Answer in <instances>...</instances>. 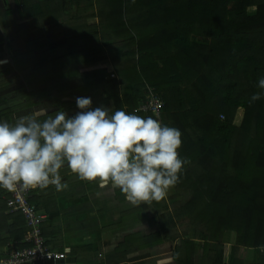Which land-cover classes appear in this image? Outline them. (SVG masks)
<instances>
[{"label": "trees", "instance_id": "1", "mask_svg": "<svg viewBox=\"0 0 264 264\" xmlns=\"http://www.w3.org/2000/svg\"><path fill=\"white\" fill-rule=\"evenodd\" d=\"M50 1L38 5L32 0H18L20 20L42 24L29 42L36 41L37 47L44 41L47 49L43 58L27 65L22 73L20 56L24 53L12 46L15 39L7 38V49L15 55L7 56L11 61L0 67V92L3 91L0 121L14 123L12 115L18 110L39 106L28 98L34 88L33 81L41 75L45 79L38 81L39 86L79 75L72 60L78 43L75 45L72 40L84 29L80 26L75 29L79 32H70V36L65 23L59 25L62 12L53 13ZM95 6L99 8L96 14L77 16L75 20L78 23L95 17L101 20L108 39H104L101 47L91 50V61L110 60L117 65L119 78L108 82L102 75L87 81L72 94L48 99L57 107L54 112L64 110L70 116L75 115L79 111L76 103L64 99L88 94L92 108L105 106L113 111L124 109L145 118H156L137 111L148 101L149 87L164 103L161 122L180 130L182 145L178 152L187 161L178 183L172 187V199L169 196V201L164 198L142 202L130 212L129 216L139 221L149 219L148 212H155L149 221L159 228L158 232L131 236L126 243L134 242L137 249L143 250L168 241L174 243L180 238L182 246L175 255L179 264H194L198 252H202L199 264L209 261L246 264L239 255L242 250L258 251L260 259L251 264H264V89L258 87L259 79L264 77V0L88 3V9ZM252 8L256 10L251 13ZM112 35L120 46L113 45L107 57L105 48ZM52 53L58 55L51 57ZM15 82H19L15 87L20 83L24 87L15 90L11 87L5 92ZM13 93L16 97L10 99ZM254 93H260L261 98L249 103ZM15 102L20 103L12 106ZM239 115L241 123L236 125ZM51 189L49 186L43 190ZM116 192L124 201L119 188ZM9 199L11 192L0 188V257L11 242L23 243L29 232L21 212L6 214ZM48 213L49 227L42 226V232L49 248L59 230L55 236H49L54 232L50 226L58 216L57 211ZM179 227L181 233H172ZM233 232L237 234V244L228 258L223 238ZM184 249L188 251L186 263L180 256Z\"/></svg>", "mask_w": 264, "mask_h": 264}, {"label": "clouds", "instance_id": "2", "mask_svg": "<svg viewBox=\"0 0 264 264\" xmlns=\"http://www.w3.org/2000/svg\"><path fill=\"white\" fill-rule=\"evenodd\" d=\"M258 87L264 89V77ZM260 98L254 93L249 103ZM76 105L72 116L41 108L14 123L0 121V188L62 191L68 184L60 170L67 167L82 181L119 188L132 205L164 199L187 163L178 152L180 130L152 116L92 108L90 97H77Z\"/></svg>", "mask_w": 264, "mask_h": 264}, {"label": "crops", "instance_id": "3", "mask_svg": "<svg viewBox=\"0 0 264 264\" xmlns=\"http://www.w3.org/2000/svg\"><path fill=\"white\" fill-rule=\"evenodd\" d=\"M32 1L38 5L48 3V0ZM91 1L97 0H75V2L74 0H51L49 4L52 5L53 13L62 12L63 17L58 22L59 25L65 23L70 36L72 35L70 34L71 31L76 32L75 29L82 26L84 31L81 30L76 36L88 40L93 33L90 35L87 31H94V27L101 26L99 18H90L87 22L82 21L81 23L75 19L80 13L82 14L80 17L83 18L92 13H97L96 6L88 9V3ZM9 3V0H4V5L7 8L11 4ZM75 12L76 14H74ZM95 20H98V23L92 25L91 23ZM94 32L96 33V31ZM104 36L105 39H108L105 30ZM12 76L15 77L16 75ZM60 172L63 180L67 182L68 188L62 191H57L54 186L51 190L33 189L31 202L37 207L39 213L46 217V222L42 225L45 229L49 227L48 212L57 211L58 219L50 226L54 227L51 228L54 229V232L49 236H55V232L58 230L59 234L52 238L53 246L49 248L55 252L66 254V259L61 264H179L175 255L182 246V239L180 238L176 239L174 243L168 241L162 245L143 250L137 249L134 242L126 243L127 238L131 236H149L158 232L159 228L152 226L149 221L155 217V212H148L149 219L136 220L135 216L130 217L129 215L141 204L132 205L126 199L122 201L117 195V188L111 186L101 188L98 184L92 186L89 184L90 182L80 180L67 167L62 168ZM182 231V227H179L172 233H181ZM195 241L196 244L200 242ZM236 244L237 234L235 232L224 236L223 245L228 252V258H230L231 250L236 247ZM260 252L263 256V251ZM180 254L186 263L188 259L187 249L182 250ZM239 255L243 256L246 264L254 263L260 259L258 251L254 250H242ZM201 256L202 252L196 254L194 264L200 263ZM207 264L215 263L209 261Z\"/></svg>", "mask_w": 264, "mask_h": 264}, {"label": "rangeland", "instance_id": "4", "mask_svg": "<svg viewBox=\"0 0 264 264\" xmlns=\"http://www.w3.org/2000/svg\"><path fill=\"white\" fill-rule=\"evenodd\" d=\"M9 2L11 4L9 3L10 5L7 8L4 5V0H0V61H6L5 63H0V67L1 66H7L9 64L10 57L8 59L7 56L15 55L14 51L13 50L8 51L7 46H6L7 45V41H6L7 38L9 40L15 39L16 41H13L14 44H12V46L15 49H18L21 53H24L20 56V62H21L20 71L22 73H24L25 69L28 68V66L31 65V63L33 61L38 62L41 58L44 57L45 50L47 49V45H46V43H44V41L43 42L41 41L39 43V46L36 47V45H35L36 41L29 42V40H33V38H34L33 34H36V32L38 31L35 29H37V27L40 28V26H42V24L37 25L33 21H31L30 23H27V24L22 22L20 20V15H19L20 5H18L19 4L18 0H14V1L9 0ZM74 2H75V0H74ZM68 5H70V4L68 3ZM8 10H10L11 14H8ZM255 10H256L255 8H252V9H250V12L252 13ZM95 12H96V10H95ZM74 14H76V12ZM81 15L82 14L80 13L79 16H81ZM97 23H98V20H95L91 24L95 25ZM94 31H96V33ZM94 31H91V30L87 31L90 35H91V33L94 34V37L92 34L91 38L88 40H85V38L81 39L80 36H79V38L77 36L73 37L74 39L72 40V42L75 45H76V43H78V46L76 45L77 52H75L74 58L72 59L75 61V62H73V66H74L73 69L77 70L79 72V75H76L75 77L71 78L70 80L69 79L57 80L56 82H54L52 84L45 85L44 83H42L40 86L37 84H38V81L40 83L45 79L44 74L41 75L39 78H36V80L33 81L35 86L32 84L31 87H34V88L32 90H30L31 91L30 97L28 99L31 101L38 102L37 104H39V106H37V107L34 106V107H32V109L25 107L24 109L18 110L15 114L12 115V121L13 122H15L16 120H18L21 117H27V116L33 115L35 112H37L41 108H47L48 113L54 112L57 107L54 106L50 102V100H48V99H51V100L59 99L60 95L72 94V92H75L76 90H78V88L80 86H83L87 81H89L91 79H94L96 77L103 75V76H105L106 80H108V82H111L112 79L119 78V75L117 73V65L112 64V62L110 60L109 61H98L99 60L98 59L96 61H91V59L93 58V56L91 54V50L95 49V48H99L102 45H104V43H105L104 42V39H105L104 29H103L102 25L94 27ZM71 32L75 34L74 31H71ZM113 45H116L117 48H119V46H120L119 44H117V37L112 35L110 37V40H109V46L107 48H105V52H106L107 57L109 56L108 51L110 53V51H111L110 49H112ZM32 48H34V49H32ZM113 48H115V47H113ZM5 50H6V52H5ZM63 52H65V50H63ZM116 52L118 53V49ZM55 55H58V54L52 53L50 56L53 57ZM86 59H88L90 61L84 62ZM10 79H12V78H9V80ZM6 81L7 80L4 79L3 83H5ZM18 83L19 82L10 83L11 86L8 85L9 87H7L5 92L10 91L11 87H12V90H15L17 87H24L23 83H20L17 87H15L16 84H18ZM48 85H50V86H48ZM5 86H7V85H5ZM109 87H110V84H108L107 88H109ZM27 89H28V87H27ZM47 89H48V91H47ZM44 90H46L47 92ZM2 92L3 91H1L0 94H3ZM102 92L103 91H101V93ZM147 92L148 93H151V92L156 93L155 90L150 89L149 87L147 89ZM85 96L90 97L88 94ZM14 97H16V94L13 93L10 99H13ZM42 98H45L46 101H41ZM19 103L20 102H15V103H12L11 105L17 106ZM240 115L236 119V125H240V123H241L240 122V118H241ZM171 192H172V188L169 189L168 194L165 197V199L168 201H169V196H170V199H172L171 197L174 196V193L172 194ZM178 200H181V198H178ZM184 228H186V227H184Z\"/></svg>", "mask_w": 264, "mask_h": 264}, {"label": "built area", "instance_id": "5", "mask_svg": "<svg viewBox=\"0 0 264 264\" xmlns=\"http://www.w3.org/2000/svg\"><path fill=\"white\" fill-rule=\"evenodd\" d=\"M149 94L148 101L141 104L137 111L153 114L160 120L164 103L156 93ZM32 190L18 185L14 191H10L11 199L8 200L9 209L6 214L21 212L29 232L23 243L13 241L8 245L5 253L0 257V264H61L66 259V254L55 252L46 246L42 232L46 217L40 214L31 202Z\"/></svg>", "mask_w": 264, "mask_h": 264}, {"label": "water", "instance_id": "6", "mask_svg": "<svg viewBox=\"0 0 264 264\" xmlns=\"http://www.w3.org/2000/svg\"><path fill=\"white\" fill-rule=\"evenodd\" d=\"M64 100H69V101H72V102L76 103V99L68 98V99H64Z\"/></svg>", "mask_w": 264, "mask_h": 264}]
</instances>
